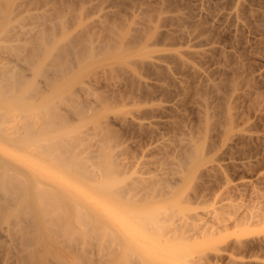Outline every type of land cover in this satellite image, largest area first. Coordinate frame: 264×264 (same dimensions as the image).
I'll list each match as a JSON object with an SVG mask.
<instances>
[{
  "label": "bare ground",
  "instance_id": "bare-ground-1",
  "mask_svg": "<svg viewBox=\"0 0 264 264\" xmlns=\"http://www.w3.org/2000/svg\"><path fill=\"white\" fill-rule=\"evenodd\" d=\"M248 1L0 0V256H5L4 264H147L148 258L153 264L155 257L158 264L163 256L159 254V260L151 248L178 254L177 245H172L179 242L183 258L194 255L195 249L191 253L192 249L183 252V248L199 225L187 222L185 234L177 236L184 221L177 222L173 237L168 238L170 221L194 206L189 197L195 188L201 189L196 199L210 200L208 194L214 191L210 183L224 172L226 155L240 140L245 141L243 146L252 140L251 116L264 118V94L248 77L251 72L246 76L239 64L244 52L237 55L241 60L235 59L237 53L233 57L235 51L230 57L223 52L216 68L203 72L207 57L216 50L208 34L213 12L225 11L223 17L232 29L236 26L239 37L245 35L240 30L247 23L264 27V6L260 10L256 4L254 9ZM191 76L201 82L195 95L202 115L198 134L182 130L187 126H183L185 116L183 123L172 118ZM160 97L163 102L170 99V104H159ZM170 110L174 122L161 120ZM161 121L178 129L172 130L177 132L176 145L163 137L160 130L171 128L164 129ZM233 141L238 145L233 146ZM132 143L140 145V154L132 153ZM221 146L228 152L221 148L224 152L219 153ZM224 206L214 207L213 216L221 220ZM255 209L248 208L243 216L251 226L262 219ZM129 224L153 245L145 252L152 256L144 258V251L142 257L139 248L133 249L138 241L127 236ZM128 238L134 243L129 244ZM246 242H235L237 252L248 246Z\"/></svg>",
  "mask_w": 264,
  "mask_h": 264
},
{
  "label": "rangeland",
  "instance_id": "rangeland-1",
  "mask_svg": "<svg viewBox=\"0 0 264 264\" xmlns=\"http://www.w3.org/2000/svg\"><path fill=\"white\" fill-rule=\"evenodd\" d=\"M192 1V0H191ZM250 1V3H249V6H251V7H253L254 9H255V7H256V4H257V7H256V9L257 8H259L260 9V7H263L264 6V0H256L258 3H259V5H258V3H256L254 0H253V3L255 4H251L252 3V0H249ZM248 1V2H249ZM263 1V2H262ZM189 2V1H188ZM215 2V1H214ZM261 2V3H260ZM193 4H194V2H193ZM251 4V5H250ZM260 4H261V6H260ZM248 6V5H247ZM250 8V7H249ZM264 8V7H263ZM109 9H111V8H109ZM215 10H217V9H213L212 11H215ZM222 10V9H221ZM260 10H262V8L260 9ZM218 11V14H220L221 15V11L220 10H217ZM219 11H220V13H219ZM216 12V11H215ZM215 12H213V15H214V17H213V15H212V18H211V23H210V21H209V23L212 25V27H211V25L209 24L208 26V28H210V32L208 33L209 34V36H211L210 38H211V43H210V46H211V44H213V48H215L216 50L214 51V52H211V55H209L210 57L208 58L207 57V64L205 65V68H204V66H203V72L204 71H206L205 73L206 74H208V71H213V69L214 68H216V66H217V61H218V59H219V57H221L220 56V54L222 55V53L223 52H227V53H225L226 55L228 54V56H229V54L231 55V54H233V52H234V56L233 57H235V54H236V57H235V59H238V57H240V56H237L240 52V54H242L243 52V54H242V56L244 55V58L243 57H240V60L243 58V60L244 61H241L239 64L242 66V67H245V68H247L246 69V71H245V68H242V69H244V70H242L243 71V74L244 73H246L245 75L247 76V74H249L250 72V74L248 75V77L250 78V79H252V81L253 80H255L254 81V85H255V83H256V85L255 86H257V88H259V90L261 91H259V90H257V91H259V93H263L264 94V54L262 55V53L264 52V30H263V28L264 27H258L257 26V24H256V22L254 23V24H256V26H254V24L252 23V25L254 26V27H256V28H254V27H250V24L251 23H247L248 25H249V27H248V25L247 24H245V26L243 27V28H247L246 30H244L243 28H242V30H240V31H243V32H240V33H243V34H245V35H242V37H239L240 36V34H239V36H238V29L236 28V26H234V28H236L238 31H236L234 28V30L232 29V27L233 26H230L229 25V23L228 22H226L227 20V18L225 19L224 17H223V15H224V12L225 11H222L223 12V15H218L217 13L216 14H214ZM217 16V17H216ZM219 17V18H218ZM213 19H217L216 21H215V23L213 24ZM221 19V20H220ZM221 21V22H220ZM264 21V20H263ZM258 22V21H257ZM259 24L258 25H260L261 26V21L260 22H258ZM229 25V27L227 26V25ZM262 25L264 26V23H262ZM214 27H216V28H214ZM218 27V28H217ZM226 27V28H225ZM231 27V28H230ZM223 28V29H222ZM250 28V29H249ZM223 30V31H222ZM228 30V31H227ZM230 30V31H229ZM251 30V31H250ZM254 30V31H253ZM208 31H209V29H208ZM216 32V33H215ZM220 32V33H219ZM234 32V33H233ZM261 33H262V35H261ZM207 34V35H208ZM212 34V35H211ZM231 34V35H230ZM234 34H236V35H234ZM247 34V35H246ZM208 36V37H209ZM220 38H218V37ZM237 36H238V42H237ZM246 36V37H245ZM251 36V37H250ZM213 37V38H212ZM232 37V38H231ZM244 37V38H243ZM261 37V38H260ZM210 38H208L209 40H210ZM215 38V39H214ZM218 38V39H217ZM242 38H243V40H242ZM245 38H246V40H247V42H246V40H245ZM256 38V39H255ZM213 39V40H212ZM232 39V40H231ZM241 41H240V40ZM250 39V40H249ZM253 39V40H252ZM261 39V40H260ZM252 40V41H251ZM258 40V41H257ZM260 40V41H259ZM233 41V42H232ZM255 41V42H254ZM231 42V43H230ZM245 42V43H244ZM261 42H263V43H261ZM214 43L216 44V46L214 45ZM221 44V45H219V44ZM228 43V44H227ZM233 43H235V44H233ZM238 44H241V45H238ZM246 44V45H245ZM259 44V45H258ZM263 44V45H262ZM249 45V46H248ZM256 45V46H255ZM262 46V47H261ZM222 47V48H221ZM245 47V48H244ZM218 48V49H217ZM236 48V49H235ZM239 48V49H238ZM249 48V49H248ZM253 48V49H252ZM261 48V49H260ZM223 49V50H222ZM234 49V50H233ZM248 49V50H247ZM255 49V50H254ZM214 50V49H213ZM221 50V51H220ZM239 51V52H236V51ZM242 50V51H241ZM251 50V51H250ZM246 51V52H245ZM231 52V53H230ZM247 52H248V54H247ZM261 52V53H260ZM213 53V54H212ZM249 53H251V54H249ZM224 54V53H223ZM259 54V55H258ZM252 57H251V56ZM256 55V56H255ZM258 55V56H257ZM232 56V55H231ZM246 56H248V57H246ZM255 56V57H254ZM260 56V57H259ZM212 57H213V60H212ZM217 57V58H216ZM230 57V56H229ZM232 57V58H233ZM257 57V58H256ZM251 58V59H250ZM208 59H209V61H208ZM216 60V61H215ZM250 60V61H249ZM261 60V61H260ZM210 61H211V63H210ZM246 61V62H245ZM252 61V62H251ZM245 62V63H244ZM241 63H243V65L241 64ZM253 65H256V67H254ZM208 66V67H207ZM231 67H232V65H230ZM249 66V67H248ZM253 67V68H252ZM209 68V69H208ZM211 68H213V69H211ZM262 70H261V69ZM252 69V70H251ZM245 71V72H244ZM248 71H250V72H248ZM258 71V72H257ZM262 71V72H261ZM210 72V73H211ZM248 72V73H247ZM254 72V73H253ZM259 73V74H258ZM263 76H262V75ZM254 76V77H253ZM192 77V78H191ZM190 78L188 77V82H186L185 84H187V83H189V84H187V85H185V89L186 90H184L185 91V93H183L184 95H186V96H184L183 94H181V96H183L182 98H179L178 97V99H181V102L180 101H178L177 99H176V103H177V106H178V103L179 104H181V105H179V110L178 109H176V110H178V112L176 113V112H174V113H176V115L174 114L173 115V117L172 118H174V116L177 118V120L179 121V120H181V118H183L182 116H185V118H186V116L188 117V118H186V120H185V118H184V123H183V119L181 120L182 121V123L184 124L183 126H185V125H190V127H192L193 129L192 130H190V128H188L187 126L184 128L183 127V129L182 130H184V131H186L185 129L187 128V131L189 130V131H193V132H195V133H197L198 131H199V124H201V111H200V109H199V107L196 105V102H195V98H197L196 96V92L198 91V88H196V86L198 85V84H200L201 82L198 80L199 78H198V76H195V78L193 77V76H191ZM196 77H197V79H196ZM256 77V78H255ZM257 78H258V80H257ZM200 80H201V78H200ZM260 82V84H258L259 82ZM196 82V83H195ZM198 82V83H197ZM200 82V83H199ZM262 83V84H261ZM189 85V86H188ZM260 85V86H259ZM187 87L189 88L188 90H187ZM199 87V86H198ZM262 87V88H261ZM256 87H255V89H257ZM196 89H197V91H196ZM263 89V90H262ZM183 91V92H184ZM187 91H189V92H187ZM263 91V92H262ZM186 92H187V94H186ZM191 92V93H190ZM189 93V94H188ZM196 95V96H195ZM180 96V97H181ZM193 96V97H192ZM186 97V98H185ZM190 97V98H189ZM161 98L162 97H160L158 100H160V101H162L161 103L160 102H158V100H157V102L159 103V104H161L162 105V103H168V102H170L169 100H166V102H163L164 100H161ZM185 98V99H184ZM162 99H164V97L162 98ZM168 99V98H167ZM186 101H184V100ZM192 99V100H191ZM171 100H173V99H171ZM192 101V102H191ZM241 101V100H240ZM172 103L173 102H175L174 100L173 101H171ZM191 102V103H190ZM244 102V104L246 103V105H248V106H250L249 104H247L248 103V101L246 102V101H243ZM242 102V103H243ZM158 103H157V106H159L158 105ZM171 103V104H172ZM185 103V104H184ZM195 103V104H194ZM242 103H240V104H242ZM165 104H164V106H165ZM170 103H168V105H169ZM240 104H239V107H240ZM156 105V104H155ZM193 105V106H192ZM246 105H241V107H240V109L243 107H246ZM185 106H187V107H185ZM178 108V107H177ZM182 108V109H181ZM242 108V110H244ZM250 108V107H249ZM247 109H248V107H247ZM174 111H175V109H173ZM184 110V111H183ZM179 111L181 112L180 114H182L181 115V117L179 116L178 117V115H180L179 114ZM185 111H187V112H185ZM189 111V112H188ZM244 111H247V113H248V111L250 112V110H244ZM168 112V111H167ZM170 112H172L171 110L167 113V115L166 116H168L169 115V113ZM188 113V114H187ZM246 113V114H247ZM183 114H185V115H183ZM187 114V115H186ZM170 115H172L171 113H170ZM248 115V114H247ZM166 116H164L163 117V115H162V119L161 120H164V121H166V120H170V118L171 117H166ZM191 116V117H190ZM248 116H251V114L249 113V115ZM254 116V117H253ZM264 117V116H263ZM262 117V118H263ZM193 118V119H192ZM195 118H196V120H195ZM250 118V117H249ZM261 118V119H262ZM190 119H191V121H190ZM199 119V120H198ZM259 119V117L257 118V117H255V115H252L251 116V121H252V124L250 125V126H248V128H249V130L248 131H251V132H248V133H250V134H252L253 135V137L251 138L250 137V139H252L253 140V142H252V140L250 141V144L249 145H242L243 143L245 144V141L243 140V143L242 142H240V141H242V140H238L237 139V136L236 137H234V141L236 142L237 140L239 141V143L238 142H236V143H238V144H236L234 141L232 142V144L233 143H235V145H238V146H234V144H233V146L234 147H236V148H233L232 147V150L234 149H237V151H236V153L237 154H235V151H234V154H235V156L237 157H235V156H232V154H233V151H231V156L232 157H230V154H228V155H226L227 157H226V160H224V161H226L224 164H223V162H222V165H223V167H222V169H223V171L224 172H220L221 174H217V176H214L213 178H214V180H213V178H212V180L213 181H211V183H210V181L209 182H207V184L208 183H210L211 185H213L212 186V188H214V189H211V190H214V191H212L211 193H209L208 194V196H209V199L210 200H200L199 198H197L196 199V197H198L199 195H200V191H201V189L200 188H198L197 190H196V188H195V190H193V192H192V197H189L190 199H191V202H192V204H194V206L192 205V208L191 209H188V210H186V211H184V212H182V213H178V215L175 217V220H172V221H170V223H171V225H170V223H169V225H170V227H169V229H167V231L165 232V236L166 237H168V238H171V237H173V231H174V229H176L175 228V226H174V224L175 223H181L182 221H184V222H182V226L179 228V230L177 229V236H181V235H183V234H185V232L187 231V229L185 230V228H187V222L188 223H195V225L197 226V225H199L198 227H200V225L202 226L201 228H198L197 227V231L194 233V237L192 238V240L190 241V243H188L189 241H187V243L186 244H188V246H186V245H184V248H183V252L185 251L184 249L186 248V247H188L187 249H189V252H190V250H191V253H193L195 250V253H193L194 255H190V257H189V255L188 256H186V257H188V259L189 260H187V258L185 259V258H183V255L185 256V253H180V252H182V250L180 249V247H182V244L179 242L178 244H181V245H178L177 243H174V245H172V246H176V247H178V250H180V251H178L176 248V250L178 251V254H177V252H175V254H165L166 253V251H162V252H160V250H158V248H154V247H152L151 245H150V243L149 242H147V240L145 239V238H143L142 236H141V232L139 233V231H137L136 229H134V232H133V229L130 227V224L127 226V232H128V237H130V236H132V238L131 239H134L133 237H135V239L138 241V242H136V244H134V245H137V246H134L133 247V249H136V247H137V249L139 248L140 250H141V252L140 253H138V254H142L143 253V251H144V256H145V252L148 250V251H151L152 249H154V251L157 249L158 251H151L150 253L153 255V256H158V259L160 260V258L162 259L161 261H159V263H161V264H166V263H168V264H231V262H233L234 260L235 261H237V263L238 264H262V263H264V244H262L263 243V236H264V174H263V172H264V134H262V133H264V118H263V120H258ZM172 121H173V119H171L170 120V123H172ZM176 121V120H175ZM185 121H186V123H185ZM250 121V120H249ZM254 121V122H253ZM263 123H262V122ZM162 122V121H161ZM174 122V121H173ZM191 122H193L192 123V125H194V127L193 126H191ZM195 122V123H194ZM168 123H169V121L166 123L167 125H168ZM251 122H249V124H250ZM258 123V124H257ZM262 123V124H261ZM163 125V127L165 126V127H167V125H165V122H164V124H163V122H162V124H161V126ZM160 126V127H161ZM251 126H253V127H251ZM165 127H164V129H165ZM168 127H169V125H168ZM182 127V126H181ZM196 127V128H195ZM198 127V128H197ZM257 127H258V129H257ZM169 128H171V131H170V129L168 130V128H166L165 130H163L162 129V127H161V129L163 130H160V132L163 134V137L164 138H166L167 139V141L169 142V140L171 139V141L173 142L171 145H176V134L175 133H177V132H174V131H176V129L175 128H173L172 129V127H169ZM254 128V129H253ZM250 129H252V130H250ZM172 130H174V131H172ZM178 130V129H177ZM195 130V131H194ZM254 133H253V132ZM261 131V132H260ZM172 132V133H171ZM174 132V133H173ZM178 132H180L181 133V131L179 130ZM256 132V133H255ZM259 132V133H258ZM166 135H165V134ZM168 133V134H167ZM198 134V133H197ZM256 134V135H255ZM166 137H165V136ZM170 135V136H169ZM249 135V134H248ZM178 136V135H177ZM179 136H180V134H179ZM178 136V137H179ZM251 136V135H250ZM175 137V138H174ZM177 137V138H178ZM163 138V140L162 141H164V140H166V139H164ZM260 138V139H259ZM250 139H248V140H250ZM259 139V140H258ZM220 141H221V139H219ZM259 142H258V141ZM161 141V142H162ZM170 141V142H171ZM242 143V144H241ZM246 143H249L248 141H246ZM252 143V144H251ZM256 143V144H255ZM133 144V146H131V149L133 150V152H132V150H130V152H132V153H135V154H140V153H138L139 151H141L140 149V145H139V147H138V145L136 144H134V143H132ZM262 144H263V146H262ZM256 147H255V146ZM260 145V146H259ZM241 146V147H240ZM247 146V147H246ZM171 147V146H170ZM173 147V146H172ZM218 147V146H217ZM238 147V148H237ZM249 147H251V148H249ZM253 147V148H252ZM224 148V150L226 149V146L224 147V146H221V147H219V149H218V152H219V150L221 151L222 149ZM258 148V149H257ZM136 149V150H135ZM244 149H245V151H244ZM255 149H256V151H255ZM170 150H171V148H170ZM224 150H222L221 152H224ZM225 151H227V149L225 150ZM253 151V152H252ZM221 152H219V153H221ZM228 152V151H227ZM239 153V154H238ZM243 153V154H242ZM154 154H155V152H154ZM248 154H250V155H248ZM251 154H252V157H251ZM257 154V155H256ZM256 155V156H255ZM250 156V157H249ZM258 156V157H257ZM228 157H230V159L228 158ZM246 157V158H245ZM235 158V159H234ZM245 158V159H244ZM237 159V160H236ZM253 159V160H252ZM233 160V161H232ZM248 160V161H247ZM230 161V162H229ZM232 161V162H231ZM237 161V162H236ZM255 161V162H254ZM247 162V163H246ZM245 165H244V164ZM234 164V165H233ZM237 164V165H236ZM251 164V165H250ZM224 165H226V166H224ZM231 166V167H230ZM234 166V167H233ZM247 166V167H246ZM251 168H250V167ZM246 167V168H245ZM156 168H158V169H156ZM155 169H153L154 170V172H156L157 170H159L160 169V166H158V167H156ZM225 169V170H224ZM229 169V170H228ZM153 170H152V172H153ZM226 170H228V171H226ZM230 171V172H229ZM229 172V173H228ZM227 173H228V175H227ZM224 175H226V176H224ZM259 175H261V176H259ZM220 176V177H219ZM216 177V178H215ZM260 177H261V179H260ZM224 179V180H223ZM258 180V181H257ZM263 180V181H262ZM219 181V182H218ZM213 182V183H212ZM217 182V183H216ZM224 182V183H223ZM210 184H209V187H210ZM223 185V186H222ZM217 186V187H216ZM219 186V187H218ZM200 189V190H199ZM217 189H219V190H217ZM209 190H210V188H209ZM258 190V191H257ZM216 191V192H215ZM215 193V195H214V193ZM256 192H257V194H258V196H257V194H256ZM194 193H195V195H194ZM199 193V194H198ZM212 195V196H211ZM252 195H253V198H252ZM208 196L206 197V198H208ZM214 196V197H213ZM256 197V198H255ZM257 197L258 198H260V200L258 199L257 200ZM195 198V199H194ZM252 199H254V200H252ZM196 200V201H195ZM212 200V201H211ZM190 201V200H189ZM205 201L207 202V203H205ZM253 201H254V203H253ZM259 201V202H258ZM260 201H262L261 203H260ZM195 202V203H194ZM198 202H200V203H198ZM220 202V203H219ZM250 202V203H249ZM209 203H210V205H209ZM226 203V204H225ZM228 203V204H227ZM232 203H234V205L232 204ZM258 203V204H257ZM163 204H166V203H163ZM220 204V205H219ZM223 204V205H222ZM230 204V205H229ZM237 204L239 205V206H237ZM171 204L169 203V206H170ZM209 205V206H208ZM225 205V206H224ZM227 205V206H226ZM167 206H168V204H167ZM218 206H224V208H222V210H221V212H222V214H223V218L220 220V218L219 219H217V217H215V216H213V215H215V214H213V213H211L212 212V210H213V208L214 207H218ZM237 206V207H236ZM165 207H166V205H165ZM226 207V208H225ZM234 207H235V209H234ZM254 207H256V212L258 211L259 213V216H261V218L263 219H260V220H256V222H257V224L258 225H256V223H254L253 225H255V226H251V224L250 223H248L247 221L245 222V221H243V219H244V217L243 216H245L246 215V212L247 211H249L250 209H254ZM257 207H259V208H257ZM163 208V207H162ZM229 208V209H228ZM232 208V209H231ZM248 208H249V210H248ZM262 210H261V209ZM228 209V210H227ZM231 209V210H230ZM240 209V210H239ZM163 210V209H162ZM220 212V213H221ZM261 212V213H260ZM226 213V214H225ZM229 213V214H228ZM193 215H196L195 217L197 218V219H199V220H197L196 218H194L193 217ZM227 215V216H226ZM191 217V218H193V220H191L190 221V219L188 218V217ZM206 216V220L204 219V217ZM212 216V217H211ZM230 216V217H229ZM187 218V219H186ZM209 218H211V219H209ZM213 218H214V220H213ZM225 218H228V219H225ZM239 218V219H238ZM241 219V220H240ZM188 220V221H187ZM202 220V221H201ZM217 220V221H216ZM220 220V221H219ZM238 220V221H237ZM262 220V221H261ZM208 221H211V222H208ZM240 221V222H239ZM260 221H261V224L259 225V223H260ZM201 222L202 223H204V224H201ZM224 222H225V224H224ZM242 222V224H243V222H244V224H243V226H242V224H240ZM217 225H216V224ZM238 223V224H237ZM206 224V225H205ZM207 224H209V225H207ZM240 224V225H239ZM203 225H205V226H203ZM211 225V226H210ZM219 225H220V228H218L219 227ZM221 225H223V226H221ZM225 225V226H224ZM210 227V228H209ZM217 227V228H216ZM222 227V228H221ZM206 228H207V231H204V229L206 230ZM209 228V229H208ZM215 228V229H214ZM171 229V230H170ZM203 229V230H202ZM214 229V230H213ZM170 232H169V231ZM183 230H185V231H183ZM213 232H212V231ZM183 231V232H182ZM199 231H200V233H199ZM169 232V233H168ZM172 232V233H171ZM179 232V233H178ZM212 232V233H211ZM168 233V234H167ZM202 233H203V235H202ZM208 233H211L210 235V237H209V235H208ZM215 233H216V235H215ZM167 234V235H166ZM171 234V235H170ZM138 235V236H137ZM195 235H197L196 237H195ZM171 236V237H170ZM208 236V237H207ZM198 237H200V238H198ZM260 237V238H259ZM195 238V239H194ZM212 238V239H211ZM130 239V240H131ZM145 239V240H144ZM253 239H255V240H253ZM261 239V240H260ZM128 240H129V238H128ZM129 240V241H130ZM237 240H246L247 242L246 243H248V246L246 245L240 252H237L238 250H236L235 248H234V244H235V242L237 241ZM251 240V241H250ZM258 240V241H257ZM133 241V240H132ZM193 241V242H192ZM200 241H201V243H200ZM253 241V242H252ZM262 241V242H261ZM195 242V243H194ZM208 242V243H207ZM250 242V243H249ZM133 244L134 243V241H133V243L130 241L129 242V244ZM138 243V244H137ZM173 243H170V244H173ZM194 243V244H193ZM200 243V244H199ZM259 243V244H258ZM190 244V245H189ZM192 244V245H191ZM197 244V245H196ZM253 244V245H252ZM261 244V245H260ZM133 246V245H132ZM180 246V247H179ZM197 246V247H196ZM199 246V247H198ZM201 246H203V247H201ZM263 246V247H262ZM152 247V248H151ZM190 247V248H189ZM193 247V248H192ZM201 247V248H200ZM262 247V248H261ZM150 248H151V250H150ZM198 248V249H197ZM195 249V250H194ZM234 249V250H233ZM257 250H259V251H257ZM200 251V252H199ZM203 251V252H202ZM234 251V252H233ZM237 253H236V252ZM137 252H139L138 250H137ZM189 252H187V250H186V253H188V254H190ZM208 254H206V253ZM253 252V253H252ZM256 252H257V254H256ZM2 252H0V254H1ZM149 253V254H150ZM170 253V252H169ZM3 254V253H2ZM143 254L141 255L142 257H143ZM147 254V253H146ZM149 254L148 255H146V256H148L149 257ZM150 254V255H151ZM155 254V255H154ZM157 254V255H156ZM159 254H161L163 257H160L159 256ZM204 254V255H203ZM206 254V255H205ZM256 254V255H255ZM260 254V255H259ZM151 255V256H152ZM178 255V256H177ZM199 255H203V256H200L199 257ZM211 255V256H210ZM5 258V256L4 255H1L0 257H1V259H0V263L1 262H3V264H4V261H2L3 260V257ZM146 256L144 257V258H146ZM194 256V257H193ZM196 256V257H195ZM210 257V259H211V261H212V263H211V261H210V259H209V257ZM142 257H140L139 256V258H141L142 259ZM147 257V258H148ZM160 257V258H159ZM176 257V258H175ZM181 259H180V258ZM192 257H193V260H192ZM208 257V258H207ZM212 257V258H211ZM219 257V258H218ZM260 257H262V258H260ZM157 257H155L153 260H154V263L156 262V259ZM197 258H199V259H197ZM204 258V259H203ZM152 259V258H151ZM150 259V260H151ZM157 259V260H158ZM202 259H203V262H200V261H202ZM206 259V260H205ZM143 260V259H142ZM141 260V261H142ZM145 260V259H144ZM147 260V259H146ZM145 260V261H146ZM186 260H187V262H186ZM229 260H230V262H229ZM189 261H190V263H189ZM208 261V262H207ZM242 261V262H241ZM246 263H245V262ZM253 261V262H252ZM12 261H10V263H11ZM144 262V261H143ZM149 262V258H148V261L146 262L147 264H149L148 263ZM214 262V263H213ZM259 262V263H258ZM142 263V262H141ZM140 263V264H141ZM145 263V262H144ZM144 263H142V264H144ZM153 263V262H152ZM153 263V264H154ZM157 263V262H156ZM158 263V264H159ZM6 264H8V261L6 262ZM12 264H13V262H12Z\"/></svg>",
  "mask_w": 264,
  "mask_h": 264
}]
</instances>
